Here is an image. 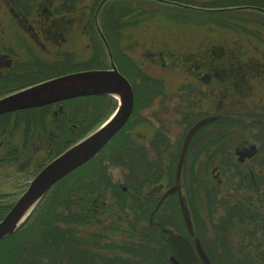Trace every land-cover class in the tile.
<instances>
[{
  "label": "flooded vegetation",
  "instance_id": "flooded-vegetation-1",
  "mask_svg": "<svg viewBox=\"0 0 264 264\" xmlns=\"http://www.w3.org/2000/svg\"><path fill=\"white\" fill-rule=\"evenodd\" d=\"M114 67L132 87L134 108L73 181L49 191L68 198L59 205L63 214L88 220L59 232L99 236L108 264H187L166 230L189 239L190 263L205 264L198 240L213 264L209 251L235 258L249 251L264 264V0H0V101ZM118 106V98L95 95L0 114V223L39 172L110 121ZM212 117L193 135L179 176L191 234L179 191L165 196L178 183L190 131ZM192 187L217 203L210 222L192 211ZM23 225L0 242L17 238ZM160 232L168 244L144 245V233L157 240ZM26 236L23 260L11 264H57L41 253L62 245ZM150 248L165 250L167 259L145 260ZM241 262L252 263L234 261Z\"/></svg>",
  "mask_w": 264,
  "mask_h": 264
},
{
  "label": "water",
  "instance_id": "water-1",
  "mask_svg": "<svg viewBox=\"0 0 264 264\" xmlns=\"http://www.w3.org/2000/svg\"><path fill=\"white\" fill-rule=\"evenodd\" d=\"M110 95L119 99V108L100 128H97L87 138L80 141L71 149L67 150L57 160L45 167L36 178L30 183V186L22 198L15 205L12 211L0 223V240L13 235L30 214L37 208L38 204L44 199L48 192L61 180L69 174L78 170L80 166L94 158L106 144L117 134L131 116L134 108V94L129 81L114 67L111 71H88L71 74L49 81L43 85L16 93L0 101V114L13 112L20 109L37 108L72 98ZM217 117L205 119L198 123L188 135L183 154L181 155L180 165L177 169L178 183L172 188L165 197L179 191L181 209L184 215L187 228L194 234L193 223L189 208L184 202L180 188V177L184 155L186 154L189 143L195 132L206 123L213 122ZM168 234V241L175 249L179 258L187 264L189 255L195 257L188 238L175 234L171 230L165 231ZM198 252L205 264H213L204 250L200 248L197 240ZM197 259V258H193ZM174 264H180L177 259L172 258Z\"/></svg>",
  "mask_w": 264,
  "mask_h": 264
},
{
  "label": "trees",
  "instance_id": "trees-1",
  "mask_svg": "<svg viewBox=\"0 0 264 264\" xmlns=\"http://www.w3.org/2000/svg\"><path fill=\"white\" fill-rule=\"evenodd\" d=\"M75 172H73L71 175H73ZM67 199L68 198H66L65 196L61 197L56 191L49 192L45 199L41 203H39L37 209L30 217L29 222L26 223V225H23L24 231H22V229L19 232L17 238L16 236H14L0 242V264H11L10 261L19 259L23 260V258L20 257V253L22 252H19L18 249H20L19 246L23 245L24 239L27 237L26 235L29 234H33V236L38 237L44 236L47 242L46 246L62 245L64 247L61 250H48L41 253L43 255H48L50 259H53L57 264H61V262L62 264L104 263L107 260V256L103 253V245L106 242H98L97 237L99 238V236L92 233L91 235H76L75 232H59V230L61 229H73L74 227L80 226L79 223L88 222V220L86 219H75L72 215L68 217L62 213L61 208L59 207L60 202L66 201ZM117 225L118 222L114 220L112 228H119L117 227ZM39 228L49 229V231H47L46 233L42 232L40 233V235L38 232H36V229ZM92 239H96V241H91ZM160 241L162 242L160 243ZM143 243L144 245H152L156 243L168 244V241L165 239L162 232H160V236L157 240H153L150 234L146 235V233H144ZM110 247L112 250L114 247H116L113 241ZM168 254L169 253L165 250H156L153 248L144 250V256L149 261L165 260L167 259ZM256 254L258 255L257 252ZM226 259L229 260L228 257H226Z\"/></svg>",
  "mask_w": 264,
  "mask_h": 264
},
{
  "label": "rangeland",
  "instance_id": "rangeland-1",
  "mask_svg": "<svg viewBox=\"0 0 264 264\" xmlns=\"http://www.w3.org/2000/svg\"><path fill=\"white\" fill-rule=\"evenodd\" d=\"M236 110H238V108H235L233 111H236ZM76 174H77V172H75L73 175H69L66 179H64V181L62 182V183H64L65 182V184H66V181H68V183H70V181H73L75 178H76ZM89 175H90V173L88 172L87 173V177H88V179H89ZM208 175L209 176H212V170H211V167H209L208 168ZM61 183H58L57 184V187L60 185ZM213 190V189H212ZM191 191H192V198H193V200L194 201H190L189 200V202H191L190 203V206H191V209H192V211H193V208H196L195 210L196 211H198L200 214H205L206 216V218H207V221L208 222H210V220H208V218H210V216H213V215H215V212H216V206L215 205H217V203H213V202H210L205 196H204V190L203 189H200V188H198V187H192L191 188ZM213 194H214V191H213ZM175 207H177L178 208V205L176 204L175 205ZM176 211H179V213H180V209H176ZM201 218V220H203V218L202 217H200ZM145 222H147V221H145ZM145 224V223H144ZM159 236H160V234H159ZM158 236V237H159ZM32 237H38V236H32ZM162 241H160V243H161ZM42 243H43V241H42ZM44 243H47V242H44ZM116 245V244H115ZM86 249V248H85ZM209 253V255L211 256V258H213V260L216 262V264H219V263H217V261H219V262H221V263H223V264H235L234 263V261L235 260H239V259H242V258H249L250 259V261L252 262V263H250V264H259V262H258V260H257V258H254L252 255H254L253 253H250L249 251H247L246 253H243V255H239V254H236V258L235 257H233L234 256V253L233 252H225V251H216V252H211V251H209L208 252ZM236 253V252H235ZM224 256H226V257H228L229 258V261H227V259H226V257H225V260H226V262L227 263H225V262H223V257ZM144 258H145V256H144ZM107 259H109V258H107ZM145 260H147L146 258H145ZM257 260V261H256ZM100 264H104L103 262H101ZM240 264H245V263H240ZM260 264H263V263H260Z\"/></svg>",
  "mask_w": 264,
  "mask_h": 264
}]
</instances>
